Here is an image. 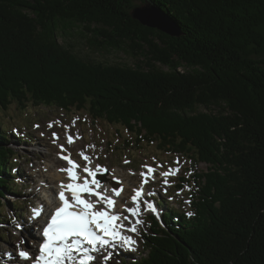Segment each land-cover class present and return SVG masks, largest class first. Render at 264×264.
<instances>
[{
	"label": "trees",
	"instance_id": "obj_1",
	"mask_svg": "<svg viewBox=\"0 0 264 264\" xmlns=\"http://www.w3.org/2000/svg\"><path fill=\"white\" fill-rule=\"evenodd\" d=\"M138 1L180 35L133 18ZM61 38L137 61L88 60ZM42 106L84 112L125 150L192 160L175 183L189 208L165 209V226L151 215L132 264H264V0H0V234L3 199L23 187L4 114Z\"/></svg>",
	"mask_w": 264,
	"mask_h": 264
},
{
	"label": "rangeland",
	"instance_id": "obj_2",
	"mask_svg": "<svg viewBox=\"0 0 264 264\" xmlns=\"http://www.w3.org/2000/svg\"><path fill=\"white\" fill-rule=\"evenodd\" d=\"M135 3L139 6L142 5L139 1ZM78 39L84 44L82 38L78 36ZM60 41L72 47L74 51H76L77 46L78 51L87 57L88 60H101L106 63L120 62L123 64H134L137 61L127 52L94 53L92 51L96 50L91 48V51L82 45H74L67 41L66 38H61ZM200 110L209 111L205 107H200ZM4 118L10 122L12 129L17 135V137L13 136L11 142L13 145L12 149L16 148L18 152L15 153L18 162L17 170L23 173L20 176L25 177L26 175L27 177L19 178L17 181L20 184H24V187H21L22 195L16 197L13 194H6V198L3 199L5 205L3 208H5L6 215L11 220L6 222V233L0 234V264H21L17 244L24 240L25 243L21 247L27 249L32 247L37 241L35 238L38 236L39 225L34 221L32 209H37L42 203L51 205L54 194L59 190V182H50L44 175L49 174L52 170V172L61 173L58 168L67 166L58 157L59 144H64L74 156L76 153L83 151L90 157V166H100L102 172L101 186L108 189L109 194H112V187L108 177L112 171L114 172V175L124 187L120 198L118 196L121 200L120 204H122L119 206L120 210H124L125 206H132L131 197L134 195V190L141 186L147 193L155 194L160 202L168 198L172 202L171 204L183 210H187L190 206L187 194L190 193L191 187L186 185L182 193L174 187L178 176L187 171L190 166L183 153H178L180 161L176 162L178 155H170L168 152H161L160 154L153 149H146L144 152L143 150L142 152L137 151L136 153L135 150H125L123 152L121 149H117L114 144H108L109 138L120 140L116 130L101 122L93 125L90 116L84 112L73 111L67 114L57 108L42 106L35 108L29 116L25 115L20 121H18L20 118L16 114H4ZM50 122H54L52 127H48ZM36 125H39V127H36ZM53 133L59 135V140L56 143H53L55 139L52 135ZM67 134L74 135L77 141L72 145L67 144ZM20 137H22V141H20ZM158 154L160 155L158 156ZM125 161L128 162L125 163ZM146 165L151 166L154 172L152 173V178H148V183L143 184L144 177L141 174L148 172ZM195 166L197 172L208 168L207 163H199ZM13 167H11V171ZM103 168H107L109 171L104 172ZM45 169L47 170L45 171ZM177 169L179 171H176ZM165 171L175 172V174L165 177L162 175ZM3 176H10L8 168L5 169ZM165 180H168L169 183L165 184ZM50 186L53 188L51 189L50 197H47L45 193L50 190ZM165 189L169 191V196L164 195ZM17 198H19V203L22 204V207H17L18 211L14 210L12 205ZM28 200L29 202L27 203ZM45 210H47V214L49 209L46 208ZM16 214H19L18 217L13 219ZM46 214L44 217L47 218ZM143 215L147 218L144 224L147 230L146 233L155 234L152 230V228H155L152 224L153 221H151L147 212L143 213L142 209L141 218H143ZM0 230L2 229L0 228ZM135 236L134 238L137 240L135 248L143 252L145 250L143 235ZM117 249L115 254H112L111 259L105 258L101 264H117V262L119 264H132L137 259V256L132 251L124 252L128 250L127 248L121 247ZM9 253L11 255H8Z\"/></svg>",
	"mask_w": 264,
	"mask_h": 264
},
{
	"label": "snow or ice",
	"instance_id": "obj_3",
	"mask_svg": "<svg viewBox=\"0 0 264 264\" xmlns=\"http://www.w3.org/2000/svg\"><path fill=\"white\" fill-rule=\"evenodd\" d=\"M53 123L50 122L48 127H52ZM52 135L55 138L53 143H56L59 135L57 133ZM66 143L69 145L74 143L72 134L67 136ZM58 147V157L67 165L60 166L58 170L67 176V182L59 183V191L54 194L51 205L42 203L38 209H32L33 218L45 215V209H49L42 230H38L37 239L42 242L26 250L21 247L25 241H20L17 244L19 257L28 264H101L103 259L112 258L111 252L104 256L103 250L108 247L120 245L135 252L137 240L132 235L124 234L126 226L123 221L129 218L115 211L117 202L114 197L120 196L123 191L121 182L118 181L117 188H113L112 194H109L108 189L103 188L100 180L97 179L101 167L97 166L93 170L87 154L80 151L74 158V154L64 144H59ZM103 171L107 172L109 169L103 168ZM153 172L154 169L148 167V172L141 174L144 177L143 184L148 183V176ZM174 174L175 172L171 171L162 173L165 177ZM164 183L168 184L169 181L165 180ZM143 195L141 186L131 197V200L136 202V206H125L126 210L133 216L139 217L140 205L144 203L159 217L160 213L156 205L139 200ZM142 223L143 221L137 218L128 231L138 234L137 225Z\"/></svg>",
	"mask_w": 264,
	"mask_h": 264
},
{
	"label": "water",
	"instance_id": "obj_4",
	"mask_svg": "<svg viewBox=\"0 0 264 264\" xmlns=\"http://www.w3.org/2000/svg\"><path fill=\"white\" fill-rule=\"evenodd\" d=\"M132 16L147 27L158 29L170 36L180 35L177 23L158 5L150 3L137 6L134 8Z\"/></svg>",
	"mask_w": 264,
	"mask_h": 264
},
{
	"label": "bare ground",
	"instance_id": "obj_5",
	"mask_svg": "<svg viewBox=\"0 0 264 264\" xmlns=\"http://www.w3.org/2000/svg\"><path fill=\"white\" fill-rule=\"evenodd\" d=\"M178 31L180 32V29H179V27H178ZM93 170H95V168L93 167ZM53 171V170H52ZM50 172L49 174H45L44 176H45V178L48 180V181H50V182H55V183H57V182H61V181H64V182H67V176L64 174V173H56V172ZM14 172H18V173H20V174H23V173H21L20 171H18L17 169H15L14 170ZM98 174H101V171L98 173ZM99 176V175H98ZM102 176V174L100 175V177ZM25 177H27L26 175H25ZM108 181H109V183H110V185H111V187H112V189L113 188H117V186H118V179H117V177L114 175V172L112 171L111 173H110V176L108 177ZM120 182V181H119ZM58 183V184H59ZM121 186H122V188H124L123 187V185H122V183H121ZM53 187L52 186H50L49 187V191H46V195H47V197H50V195H51V189H52ZM45 190H47V189H45ZM123 192V191H122ZM53 197V196H52ZM115 198V200H116V207H115V211L116 212H119V213H121V210H119L118 208H119V206H121L122 204H120L121 203V200L119 199L120 198V196H119V198L118 197H114ZM52 199V198H51ZM49 202V201H48ZM51 203H53V199H52V202ZM15 204V203H14ZM47 204V203H46ZM120 204V205H119ZM39 208V207H38ZM37 208V209H38ZM18 211V210H17ZM46 211L47 210H45V214H46ZM122 214V213H121ZM45 215H42L41 217H39V218H34V221L36 222V224L37 225H40L43 221H44V217ZM126 226V225H125ZM126 228V227H125ZM124 234H126L125 232H124ZM126 235H128V234H126ZM36 240H37V237L35 238ZM139 252L140 250H137V248H136V250H135V252ZM135 252H133L136 256H137V254L135 253Z\"/></svg>",
	"mask_w": 264,
	"mask_h": 264
}]
</instances>
